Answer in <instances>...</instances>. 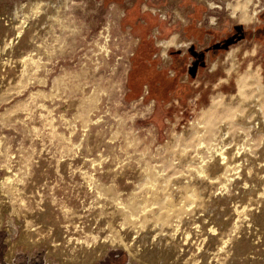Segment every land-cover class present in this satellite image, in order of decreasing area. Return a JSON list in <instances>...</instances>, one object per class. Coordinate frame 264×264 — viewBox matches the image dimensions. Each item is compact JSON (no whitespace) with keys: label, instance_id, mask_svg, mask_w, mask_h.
<instances>
[{"label":"rangeland","instance_id":"obj_1","mask_svg":"<svg viewBox=\"0 0 264 264\" xmlns=\"http://www.w3.org/2000/svg\"><path fill=\"white\" fill-rule=\"evenodd\" d=\"M32 1L0 0V183L11 180L0 188V255L159 264L148 250L168 243L176 222V254L162 264H264V101L242 120L255 84L264 90L259 0H222L230 13L215 26L207 6H218L198 0L199 35L188 1L40 0L19 46L2 49L13 34L3 14ZM172 36L192 45L163 55L158 43ZM162 76L174 87L159 93ZM221 151L226 164L213 158Z\"/></svg>","mask_w":264,"mask_h":264},{"label":"bare ground","instance_id":"obj_2","mask_svg":"<svg viewBox=\"0 0 264 264\" xmlns=\"http://www.w3.org/2000/svg\"><path fill=\"white\" fill-rule=\"evenodd\" d=\"M34 1V0H33ZM32 1V2H33ZM42 1V0H41ZM40 0H35L34 2H33V4H31L30 5V8H28L29 9V11H27V12H25L24 10L22 11V9H23V7L24 6H22L21 4H19L18 6H16V8L14 9V12H13V14H11V15H4L3 14V18H2V22H3V26H4V30H6V31H12V37L11 38H8L7 36H4V39H2V41H1V45H2V49H10V50H12L13 49V47L15 48V46L16 45H18L19 46V42H20V40H21V38H22V36L26 33V31L28 30V27H29V25H30V23H31V21L33 20V19H35L36 17H38L39 16V13L41 12V10L43 11V10H45V7H46V5H45V7H42L41 5H40V3H42ZM229 1V0H228ZM51 2V1H50ZM242 3H243V5H242ZM240 5H242L244 8L247 6V4L249 3L248 2V0H246L245 2H242ZM43 4V3H42ZM49 4V3H48ZM208 4V3H207ZM230 4V2H228V3H225V5H229ZM250 4V3H249ZM209 6H213V4L212 3H209L208 4ZM236 5V4H235ZM234 7V6H233ZM215 8V7H214ZM47 9V8H46ZM211 9V8H210ZM51 10H52V8H51ZM53 12V11H52ZM238 12L240 13V15H239V17H244L245 15H246V12L243 10V11H240V9L238 10ZM19 13H20V15H19ZM47 13V12H46ZM50 13H51V11H50ZM49 13V14H50ZM236 14L237 13H235V11H233V13H232V15L234 16H236ZM52 16V15H51ZM234 16V17H235ZM247 17V16H246ZM210 21V20H209ZM212 21V20H211ZM211 21H210V23H211ZM214 21V20H213ZM213 23V22H212ZM211 23V24H212ZM176 36H173L172 37V44L174 43V45H178L177 43H175L174 42V38H175ZM170 42V41H169ZM168 42V43H169ZM166 43V42H165ZM162 47H164V46H162ZM4 50H2V51H4ZM233 51H229L227 54H225L224 55V57H225V61H233ZM20 58V57H19ZM29 59H31L29 56L28 57H22L21 56V63L22 64H26V62L29 60ZM225 61H222V62H225ZM4 62V61H3ZM40 62V61H39ZM2 63V62H1ZM226 63V62H225ZM4 64V63H3ZM213 65V64H212ZM4 66V65H3ZM212 68V67H211ZM2 70V69H1ZM249 72L248 73H245L244 75H242V76H240V78L238 79V83H239V85H244V84H247L248 82H251V80L249 81V79H250V76H249ZM256 85V90H257V92H258V94L257 95H255V96H253L252 97V100L250 101V104H248L247 105V103H246V105H243L244 107V109H245V115L244 116H242V120H249V116H251L252 114H254V115H257V117H258V115L262 112V102L264 101V90H261V86H260V84H255ZM20 87V86H19ZM25 87V86H24ZM21 88V87H20ZM23 88V87H22ZM21 88V89H22ZM5 89V88H4ZM19 89V88H18ZM18 89L16 90V92L18 91ZM38 93V92H37ZM4 94V93H3ZM2 95V94H1ZM4 101V100H3ZM240 104H241V102H240ZM216 106H218V104L216 105ZM256 113V114H255ZM258 113V114H257ZM263 114V113H262ZM262 114L260 115V116H262ZM3 116V115H2ZM251 118V117H250ZM259 119V118H258ZM260 120V119H259ZM244 122V121H243ZM247 122V121H246ZM251 122H252V120H251ZM248 123V122H247ZM247 123H245L244 122V124H246L247 125ZM250 123V122H249ZM249 123H248V125H249ZM252 126H253V124H252ZM224 127H225V125H224ZM223 128V127H222ZM226 128V127H225ZM220 129L221 128H219V131H220ZM218 130V129H217ZM225 130V129H224ZM223 130V131H224ZM220 132H222V130L220 131ZM219 133V132H218ZM224 133V132H223ZM223 133H220V134H218V135H220V137L221 138H223L224 137V135L227 133H225V134H223ZM228 134V133H227ZM213 135V134H212ZM214 136V135H213ZM219 137V138H220ZM200 142V141H199ZM200 145H201V142L199 143ZM215 152H216V150H215ZM216 154V153H215ZM217 158H216V156L215 157H213V158H215V159H217V162H223V163H225L224 162V160H226V156H225V153H224V151H221V152H218L217 153ZM213 160V159H212ZM213 161H215V160H213ZM212 163V161H211V164H210V168H213L214 170H216V169H218V168H220L219 167V165H220V163H219V165H218V163ZM222 163V164H223ZM221 164V165H222ZM226 164V163H225ZM7 166V165H6ZM5 167V166H4ZM200 169H201V172H199V173H204L203 172V168L202 167H200ZM223 169V168H222ZM220 171V170H219ZM222 171V170H221ZM13 172V171H12ZM218 172V171H217ZM216 173V172H215ZM5 174H7V173H5ZM203 176V175H202ZM209 177V176H208ZM212 178V177H211ZM204 180V179H203ZM206 180H210V178L208 179L207 177H206ZM11 182V180L8 178V177H6V178H4L2 181H1V183H0V188H2L3 186H4V184H9ZM12 184V183H11ZM15 185V184H14ZM5 188V187H4ZM2 192H4V191H1V193ZM6 192V191H5ZM13 192V191H12ZM11 193V192H10ZM3 194V193H2ZM188 194V193H187ZM190 194V193H189ZM12 207H14V206H12ZM16 207V206H15ZM185 207V206H184ZM190 207V206H189ZM14 209V208H13ZM124 210V209H123ZM144 211V210H143ZM202 211V210H201ZM168 212H170V211H168ZM13 213V212H12ZM141 213V212H140ZM132 217V216H131ZM131 217H129V218H131ZM145 217V216H144ZM30 218V217H29ZM149 218V217H148ZM147 218V219H148ZM146 219V218H145ZM144 221V220H143ZM161 221V220H160ZM179 221V220H178ZM145 222V221H144ZM162 222V221H161ZM1 223H2V218H1V215H0V225H1ZM173 223V222H172ZM155 224H157V223H155ZM175 225L173 226V234L171 235L172 237L171 238H169L168 240H169V242L168 243H163L162 244V240L161 241H158V242H156V245H155V247H154V249H150L149 248V250H148V252H149V254L148 255H152V256H154V257H156V259L158 260V261H160V263L159 264H162L164 261H168V260H166L167 258H166V255L168 256V255H171V257L172 256H174L175 254H176V251H175V246L173 245V243H174V240H173V237L175 236V234H176V231H177V228H178V225L176 224V222L174 223ZM142 226V225H141ZM171 226V225H170ZM29 227V226H28ZM163 227H165V226H163ZM170 228V227H169ZM172 228V227H171ZM32 229V228H31ZM195 229V228H194ZM30 230V229H29ZM8 231V230H7ZM169 231H171V230H169ZM24 232V231H23ZM163 232V231H162ZM139 232H137V234H138ZM134 235V234H133ZM132 235V236H133ZM169 235V234H168ZM135 236V235H134ZM156 236V235H155ZM154 236V237H155ZM161 236V235H160ZM170 236V235H169ZM21 237V236H20ZM152 237V236H151ZM179 237V236H178ZM120 238V237H119ZM131 238V237H130ZM153 238V237H152ZM156 238V237H155ZM154 238V239H155ZM160 238V237H159ZM27 239V238H26ZM153 239V240H154ZM162 239V238H161ZM118 240V239H117ZM125 240V239H124ZM132 240H133V238H132ZM136 240H137V238H136ZM151 240V239H150ZM194 240V239H193ZM29 241V240H28ZM113 241V240H112ZM111 241V243L113 244V242ZM116 241V240H115ZM144 241V240H143ZM228 241V240H227ZM32 242V241H31ZM132 242V241H131ZM192 242V241H191ZM229 242V241H228ZM10 243V242H9ZM29 243V242H28ZM117 243V242H116ZM120 243H122L121 242V240H120ZM124 243V242H123ZM130 243V242H129ZM75 244V243H74ZM84 244V243H83ZM110 244V243H109ZM115 244V243H114ZM128 244V243H127ZM185 244V243H184ZM77 245V244H76ZM86 245V244H85ZM122 245H124V244H122ZM162 245H163V247H162ZM87 246V245H86ZM86 246H85V248H86ZM126 246L127 245H125L124 246V248L126 249L125 251H127V248H126ZM130 246V245H129ZM128 246V247H129ZM36 247V246H35ZM80 247V246H79ZM82 247V246H81ZM144 247V246H143ZM147 247V246H146ZM104 249H105V247H103ZM11 249H13V248H11ZM74 249V248H73ZM75 249H77V247L75 248ZM80 249V248H79ZM102 249V248H101ZM136 249L137 248H131L130 249V251L131 252H136ZM141 249V248H140ZM139 249V250H140ZM197 249H199V248H197ZM78 250V249H77ZM180 250V249H179ZM12 251L13 250H9V253L7 254V257L8 258H10L11 257V255H12ZM87 251V250H86ZM82 253H84V252H82ZM127 253H129V252H127ZM139 253H141V252H139ZM144 253V252H143ZM212 253V252H211ZM73 254V253H72ZM133 254V253H132ZM131 254V255H132ZM137 254V253H136ZM135 255V254H134ZM138 255V254H137ZM146 255V254H145ZM195 255V254H194ZM222 256V255H221ZM149 257V256H148ZM197 257V256H196ZM202 257V256H201ZM205 257V256H204ZM227 257V256H226ZM59 258V257H58ZM133 258V257H132ZM178 258V257H177ZM136 259V258H135ZM138 259V258H137ZM140 259V258H139ZM142 259H143V257H142ZM146 259V258H145ZM152 258H150V260H151ZM153 259H155V258H153ZM202 259V258H201ZM174 260V259H173ZM179 260V259H178ZM183 260V259H182ZM181 260V261H182ZM207 260V259H206ZM142 261V260H141ZM156 261V260H155ZM137 262V261H136ZM150 262V261H149ZM154 262V261H153ZM168 262H170V261H168ZM191 262V261H190ZM196 262V261H195ZM204 262V261H203ZM203 262H201V263H203ZM208 262V261H207ZM88 263V262H87ZM131 263V262H130ZM143 263V262H142ZM151 263V262H150ZM185 263V262H184ZM144 264V263H143ZM148 264V263H147ZM175 264V263H174ZM185 264H190V263H185Z\"/></svg>","mask_w":264,"mask_h":264},{"label":"crops","instance_id":"obj_3","mask_svg":"<svg viewBox=\"0 0 264 264\" xmlns=\"http://www.w3.org/2000/svg\"><path fill=\"white\" fill-rule=\"evenodd\" d=\"M183 1H188V2H190V4H188V5H190V8H188V10H186L185 12H186V15H190V18H187V21H189L188 23L190 24V25H193L194 26V28H195V34L194 35H199L200 34V32L201 31H203V29H202V22H204V19L206 18V14H205V12H201V11H203V9H204V7H203V5H201V3L198 1V0H179V2L180 3H182ZM179 2H178V4H179ZM170 5V4H169ZM181 5V4H180ZM189 7V6H188ZM165 10H167V8L165 9ZM195 15V17L196 18H194L193 16ZM191 16H192V18H191ZM163 19V18H162ZM164 20V19H163ZM172 22H174V21H172ZM187 23V24H188ZM195 24V25H194ZM171 25H169L168 24V27H170ZM185 26H186V24L185 25H181V31H182V33H183V29L185 28ZM185 30V29H184ZM162 31V30H161ZM168 33H169V30H167L166 29V31L164 32L163 31V34L165 35V36H168ZM173 37V36H172ZM201 38V37H200ZM171 40H172V38H171ZM170 40V42L169 41H161V42H159L158 43V45H159V47H162V46H164V47H162V49H163V55H165V50H166V48L168 47V45L170 44V45H172V47H174V48H176V49H178V48H187L189 45H192V42L191 43H186V44H178V45H174V43L172 44V41ZM166 42V43H165ZM169 42V43H168ZM175 42V41H174ZM209 43L210 41H209V39H207L206 40V43ZM226 42V41H225ZM176 43V42H175ZM207 43V44H208ZM227 43V42H226ZM216 47H218V46H213V49H215ZM206 48H208V45H206ZM208 51V53H210V51L211 50H207ZM230 51H232V50H230ZM229 52V51H228ZM227 52V53H228ZM226 53V54H227ZM203 55V54H202ZM204 56V55H203ZM209 58V57H208ZM211 67L212 68H214V64L213 65H211ZM211 68V69H212ZM210 69V70H211Z\"/></svg>","mask_w":264,"mask_h":264},{"label":"built area","instance_id":"obj_4","mask_svg":"<svg viewBox=\"0 0 264 264\" xmlns=\"http://www.w3.org/2000/svg\"><path fill=\"white\" fill-rule=\"evenodd\" d=\"M203 1H204V4L207 6L206 1H208V0H203ZM210 1L212 3H214L216 6H218L214 10L213 9H210L207 6V8H208L207 10L210 13V16L213 17L212 19L214 20L213 21L214 24L211 25V26H215L216 25V22L218 20V16H219V13L218 12H220L221 10H227V9L224 8V5L222 3V0H210ZM230 2H231V0H230ZM255 8L257 10V17L261 16L264 13V0H259V2L256 4V7ZM227 11H229V13H230V10H227ZM209 17H207L208 20H209ZM229 18H231L230 15H229ZM209 24H210V21H209ZM0 264H22V263L18 262L15 259V257H11V259L8 261L6 255H0ZM35 264H45V263L38 262L37 261Z\"/></svg>","mask_w":264,"mask_h":264},{"label":"trees","instance_id":"obj_5","mask_svg":"<svg viewBox=\"0 0 264 264\" xmlns=\"http://www.w3.org/2000/svg\"><path fill=\"white\" fill-rule=\"evenodd\" d=\"M167 79L168 78L162 76V78H161V80H162L161 85H158L157 88L154 87V86H152V88L154 87V89H156L157 91H159V93L161 91H164V90H165L164 92H166V90H172L173 87H174V84H173V82H172V84L169 83L171 81H167ZM164 94H166V93H164Z\"/></svg>","mask_w":264,"mask_h":264},{"label":"flooded vegetation","instance_id":"obj_6","mask_svg":"<svg viewBox=\"0 0 264 264\" xmlns=\"http://www.w3.org/2000/svg\"><path fill=\"white\" fill-rule=\"evenodd\" d=\"M263 27L261 28H259V29H257V31H256V33L254 34V35H256V34H261L262 36H261V38H262V42H264V24L262 25ZM0 227H1V225H0ZM7 257V256H6ZM11 259V257L10 258H8L7 257V260L9 261Z\"/></svg>","mask_w":264,"mask_h":264}]
</instances>
